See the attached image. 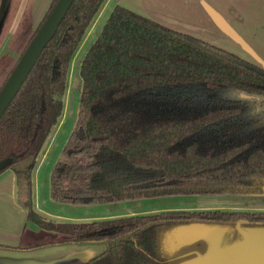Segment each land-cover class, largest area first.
I'll list each match as a JSON object with an SVG mask.
<instances>
[{"label":"trees","instance_id":"trees-1","mask_svg":"<svg viewBox=\"0 0 264 264\" xmlns=\"http://www.w3.org/2000/svg\"><path fill=\"white\" fill-rule=\"evenodd\" d=\"M10 1L0 0V22ZM56 1L29 32L22 17L27 35L17 58L0 59L6 67L0 88ZM105 1L71 2L1 112L0 160L10 158L5 168L24 190L27 220L63 235L6 247L101 241L103 250L76 264H178L210 244L198 238L168 247V233L180 224L222 226L221 246L242 239L237 220L244 231L263 226L264 209H163L80 221L54 220L34 209L31 174L62 115L69 61ZM109 11L79 61L77 118L51 166L49 195L80 204L180 193H264V67L126 6L114 4ZM191 86L229 88L249 97L180 90Z\"/></svg>","mask_w":264,"mask_h":264},{"label":"rangeland","instance_id":"rangeland-1","mask_svg":"<svg viewBox=\"0 0 264 264\" xmlns=\"http://www.w3.org/2000/svg\"><path fill=\"white\" fill-rule=\"evenodd\" d=\"M32 0H11L10 5L6 11L4 19L0 22V59L2 57H7L15 59L18 57L21 46L25 41V36L23 33L26 29L31 31L33 25L31 23V16L29 7L31 6ZM174 7L180 6L181 3H177ZM253 5L256 7V10H251L248 8L238 9L237 13L239 14L240 19L234 18L235 15L229 12V20L232 21V24L236 25L235 34H231L232 38L223 32L216 31L211 33V36H215L216 40L228 45V47L234 48L239 55L243 56H258L264 61V0H254ZM111 2L103 5L99 13L96 15L95 19L92 21V26L89 34H86L80 42L79 47L76 49L74 55L70 59L68 74H67V83L62 94L63 96V107L61 120L51 129V133H54L53 139L49 144V148L46 151L44 157L41 160L39 171L33 174V177L36 187L35 195L37 196V206L40 207L50 214H55L47 216L54 220H59L58 216L64 214H80V213H96V211H115V212H130V208H139L140 203H143L147 206H150L152 209L146 210L148 212H153L156 210L163 209H202V208H222V209H241V210H263L264 209V193L254 194V193H223V192H212V193H196V194H165L162 196H146L138 197L126 200L123 202H114L110 204L106 203H96L90 205H73L70 203H60L52 198L48 194L49 188V179L48 175L51 170V166L54 161L59 158V152L66 137L71 131V127L74 125V122L77 118V107L79 100V91L81 86V78L79 76V65L80 59L83 53L88 48L89 44L92 42L94 37L97 35L100 27L106 20L109 14ZM28 9V13L27 10ZM175 9L176 22L181 19L183 24L189 25L187 21V15L184 11ZM26 16V18H25ZM22 17L25 18L27 23V28L24 29L20 22ZM192 22V21H191ZM190 22V23H191ZM32 26V27H31ZM35 27V26H34ZM23 34V35H22ZM235 51V52H236ZM6 67L0 66V82L3 77L2 70H5ZM193 85V84H189ZM166 90H175L170 88H162ZM178 90V89H176ZM175 90V91H176ZM180 90L188 92L189 94H196L198 96L207 97H230V98H243L249 97L246 93H239L234 89H219L212 91H201L195 86L191 87H182ZM22 189V188H21ZM21 196H24V190H20ZM124 210V211H123ZM132 213V212H130ZM130 213L120 214V215H130ZM141 213V212H137ZM58 215V216H57ZM115 216H119L115 215ZM178 237L177 235L173 234ZM182 236V234H180ZM54 238L61 239L63 235L61 233H55ZM22 238H25L23 235ZM35 241L47 240L48 237L44 236L42 238H36ZM179 239L175 240L171 235L167 237L166 242L168 247L173 248L177 245ZM101 242V241H100ZM25 244L24 241L20 242V245ZM103 243V242H102ZM179 243V242H178ZM255 251V250H254ZM256 255H260L255 253ZM77 260H65L61 263L53 264H76Z\"/></svg>","mask_w":264,"mask_h":264},{"label":"crops","instance_id":"crops-1","mask_svg":"<svg viewBox=\"0 0 264 264\" xmlns=\"http://www.w3.org/2000/svg\"><path fill=\"white\" fill-rule=\"evenodd\" d=\"M50 1L51 0H32L30 6V13L32 14L31 23L33 25V28L41 20V17L43 16L44 11L48 6V4L50 3ZM107 2H111V6L114 4L126 6L140 14L142 13L150 17L151 19L157 22H161L166 26H170L174 29L175 28L179 29L188 34H192L194 36L200 37L206 41H211L212 43L224 49L226 48L237 55H239L240 53L237 52L234 48L230 46L228 47V45L226 44L224 45L223 43L217 41L215 36H211V33L220 31L228 34L232 38L231 34H235V30L238 22H236V25L232 24L231 23L232 21L229 20L227 14H229V12L230 13L232 12L233 15H235L234 18L240 19L239 14H234L238 12V9L248 8L251 10H256V7L253 5L254 0H106L103 3V5L107 4ZM177 3H181V5H183L184 7L183 8L180 6L174 7L175 5H178ZM174 8L184 11L186 13L187 15L186 19L189 22V25L183 24L181 22L183 20L181 19H179L177 22L175 21L176 14ZM91 26L92 23L89 26V29L86 32V34H89L91 30ZM239 56L244 57L257 64H261L264 67V61L261 59V57L243 56V55L242 56L239 55ZM60 120L61 117L59 121ZM54 133H50L49 137L46 139L45 143L43 144L41 151L37 155L36 166L31 174L32 205L37 212L41 213L45 217L50 215H54V216L56 215L50 214V212L48 211L45 212L40 207V205L37 206V198H36L37 196L35 195L36 184L34 182V180L36 181V179L33 177V174L39 171L41 164L40 162L49 148V144L53 139ZM59 157H60V152H59ZM48 179H49V175H48ZM49 185H50V179H49ZM48 194H49V188H48ZM22 199L23 197L21 196L20 193V186L17 183L13 170H11L10 168H3L2 170H0V264H53V263H61L64 262L65 260H77L78 262L76 263H79L83 259L98 254V252H100L105 248V244L100 241L81 242V243L64 242L59 244H48L47 246H38L31 248L6 247V246H14L16 244H19L21 241H24L26 246H30L35 242L47 241V240L35 241L36 240L35 237L42 238L46 236L49 239L52 236H55L56 233L55 231L50 229L47 230L43 229L39 227L37 224H35L32 220L30 221L27 220L26 209L22 204ZM129 199H121V200H113V201L114 202L121 201L123 202V204H125L124 202H126V200ZM52 200L54 199L52 198ZM113 201L96 202V203H106L111 205ZM60 203L62 204L63 202ZM64 203H68V202H64ZM96 203H80V204L90 205ZM70 204L80 205L74 203H70ZM150 209L152 208L150 206H147V204L145 205L143 202L140 203L139 208L136 207L130 208V212L146 213L148 212L146 210H150ZM130 212H115L114 210L113 211L105 210V211H96V213H80L76 215L63 213V215L61 216L57 215V216L60 217L58 218L60 219V221L63 220L80 221V220H92L97 218L113 217L118 214L120 215ZM23 235H25V238H22Z\"/></svg>","mask_w":264,"mask_h":264},{"label":"water","instance_id":"water-1","mask_svg":"<svg viewBox=\"0 0 264 264\" xmlns=\"http://www.w3.org/2000/svg\"><path fill=\"white\" fill-rule=\"evenodd\" d=\"M72 1L57 0L27 43L25 50L17 59L15 66L0 88V115L23 82L46 42L55 33L58 23ZM9 161L10 158L1 159L0 170L5 168ZM240 222L237 220L235 224L242 239L226 246L220 245V236L224 229L220 225L213 224L210 226L197 222L180 224V226L173 228L167 237L171 235L175 240L179 239V243L177 242L175 247L180 246V244L195 242L198 238H204L210 243L205 252H198L194 256L181 260L178 264H264V225L252 226L244 231Z\"/></svg>","mask_w":264,"mask_h":264}]
</instances>
